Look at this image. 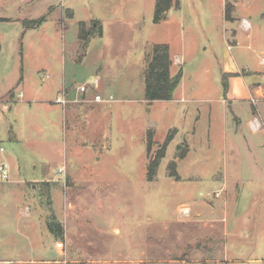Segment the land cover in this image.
<instances>
[{
	"label": "rangeland",
	"instance_id": "obj_1",
	"mask_svg": "<svg viewBox=\"0 0 264 264\" xmlns=\"http://www.w3.org/2000/svg\"><path fill=\"white\" fill-rule=\"evenodd\" d=\"M54 1L56 16L22 33L1 63L0 94L15 77L18 93L0 105V165L11 167L8 181L0 172V264H264V130L249 125L258 117L264 128V77L253 72L264 71V0H175L160 24L157 0ZM230 5L253 30L226 21ZM67 9L71 21L69 11L59 18ZM80 22L87 32L99 23L89 44ZM164 44L183 79L173 100L148 102V56ZM229 62L247 71L232 97ZM57 94L47 106L84 103L49 114L32 101Z\"/></svg>",
	"mask_w": 264,
	"mask_h": 264
},
{
	"label": "crops",
	"instance_id": "obj_2",
	"mask_svg": "<svg viewBox=\"0 0 264 264\" xmlns=\"http://www.w3.org/2000/svg\"><path fill=\"white\" fill-rule=\"evenodd\" d=\"M41 1H44V0H0V45H1L0 68H1V63L3 61V56L7 53L8 46H12L14 48V50H16V49L19 50L20 49V39L23 36L22 33H24L25 34L24 36H26L29 31H32V30L34 31L35 29L40 28L42 26V24L47 20V18L49 19L50 16H53V15L56 16L55 13H56L57 10L55 9V7L57 5L56 6L54 5V3H53L54 0H47L46 2H44V4H45V7L48 10H47L46 15L43 16V17L46 18V20L38 27L26 29L25 25H24L25 21L29 22V21H35V20L40 19V18H34L33 17L34 15H31V14H35L36 9L40 8L41 5L44 6V4L40 3ZM119 2H122V4H123V2H125V1L119 0ZM134 3H136V2H134ZM240 5H238V8L235 9V11H233V14H232L233 20L232 21H227L226 17H225V19H226L227 22L238 23V26H239L238 28L244 30V28L241 26V21L243 19H245V18L239 16V14H238ZM26 9L30 10L31 13H26L25 14L24 12H25ZM224 9H225V6H224ZM65 11H69L68 13L70 14L69 18H70V21H71L74 18V12L71 9L60 11L59 18L63 15V12H65ZM121 11H122L121 10V4L117 3V4H115L114 9L112 10V14H114V16H117L118 13H121ZM59 18L58 17H53L52 18V20L55 21L54 23H55V27L57 29H58V27L56 26V22H57V20H59ZM80 24H85L86 25V22H80ZM94 24H95V22H94ZM96 26H97V24H95V28L99 27V25L97 27ZM69 30L70 29H68V31ZM251 30H253L252 23H251V29L249 31H246V32H250ZM66 31L67 30H65L64 32H66ZM64 32L62 31L61 33H64ZM232 36H233L234 41L238 45V36H239V34H238L237 30L233 29ZM250 36H251V38L253 37L252 35H249V37ZM103 37L104 36L102 35L101 38H103ZM237 47H239V46H237ZM230 48L231 47L229 46V49ZM248 48L251 49L252 45H249ZM261 48H264V47H261ZM239 53H241V51ZM177 61H179V60L178 59L175 60L174 65H176ZM259 64L260 65H264V63H262V60H260ZM224 70H225L224 71V79H225V77H229L230 81H233V83H230V84L228 83L229 84L228 85V89L226 90L227 94L226 93L225 94L228 97L235 96L237 88L239 87V83H238L237 80H240L239 77H242L243 75H246L245 72H247V71L246 70L243 71L242 69H238L236 63H234V62L233 63H231V62L227 63V65L224 66ZM248 72H252V71L249 69ZM253 72L258 74V75H260L261 77H264V71L255 69ZM15 80H16V77L8 85V88L5 90V93L0 94V105L1 106H3V105L9 106L13 102L17 101V98L14 99V101L7 100V96L11 92L18 93L17 92V90H18L17 87H14V88L11 89V87L14 86L13 84H14ZM20 80H22V78ZM19 84H20V82L18 83V85ZM252 86H253V89L255 91H258V88L255 89V87L258 86V85L253 84ZM259 88H262V87L260 86ZM59 92H61V91H58V94H59ZM22 94L26 97V95L23 92H22ZM58 94L56 95L54 100L42 99L40 101L39 100H32V101H33V103H38L39 102V104H45L47 109L50 111L49 114H53V113L55 114L56 110H58L59 113H63V114H73V110H74L75 114H76V111H78L77 107L72 106L71 104H82V103H84L83 100H80V99L78 100V98H77L75 100H72L68 105L63 106L62 107L63 108L62 111L59 110L58 108H52V106H50V105L47 106L46 103H48L50 101L54 102L56 100ZM62 105H64V104H62ZM53 107H55V106H53ZM253 115L255 116V114H253ZM256 115L260 116V114H256ZM202 118H203V116L201 114H199V117H198V122L199 123L202 122ZM255 119L258 120V123H255ZM249 125H250V127L252 128V130L255 133H258V132L264 130V128L262 126L263 122H260L258 117H254L253 120L251 119L249 121ZM211 228L214 229L215 227L211 226L210 229ZM63 230H64V227H63Z\"/></svg>",
	"mask_w": 264,
	"mask_h": 264
},
{
	"label": "trees",
	"instance_id": "obj_3",
	"mask_svg": "<svg viewBox=\"0 0 264 264\" xmlns=\"http://www.w3.org/2000/svg\"><path fill=\"white\" fill-rule=\"evenodd\" d=\"M175 0H157L155 8L154 22L160 24L167 20L168 13L174 7ZM176 5V4H175ZM178 5V3H177ZM176 5V6H177ZM226 19L232 21V6L226 7ZM46 20L42 17L35 21L25 22V28L30 29L28 24H35V27L40 26ZM96 23V22H95ZM99 23H97V26ZM85 24L80 25L81 32L79 38L84 41L85 44L90 43V39L93 36L92 30L88 32L84 30ZM98 28V27H97ZM1 51V45H0ZM173 64L171 53L168 45H154L148 56V63L145 70V81H146V92L145 99L148 102L155 101H171L174 99V95L178 87L180 86L183 79V71L180 70L176 75L171 74V66ZM174 136L172 133L169 134L165 143L160 146V149L151 157L147 166V178L149 182H152L157 177V172L160 167L162 160L166 157L167 149L169 144L173 141ZM151 142L149 143V148ZM151 151H149V154ZM172 177H177L175 174ZM56 225V227H55ZM51 233L56 237H62L64 230L61 224L56 222H49Z\"/></svg>",
	"mask_w": 264,
	"mask_h": 264
},
{
	"label": "built area",
	"instance_id": "obj_4",
	"mask_svg": "<svg viewBox=\"0 0 264 264\" xmlns=\"http://www.w3.org/2000/svg\"><path fill=\"white\" fill-rule=\"evenodd\" d=\"M246 31H249L251 29V22L247 19H244L242 21V25H241ZM81 91L83 92H86V87H81ZM96 101H102V98L100 96H97L96 97ZM59 104H66L67 103V100L65 99V95L63 96H60L58 98V101H57ZM256 122H258L257 119H255ZM0 152H4V149L3 148H0ZM10 164L5 161V162H2L1 165H0V172H1V175L3 177V179L5 181H8L9 178H10Z\"/></svg>",
	"mask_w": 264,
	"mask_h": 264
},
{
	"label": "bare ground",
	"instance_id": "obj_5",
	"mask_svg": "<svg viewBox=\"0 0 264 264\" xmlns=\"http://www.w3.org/2000/svg\"><path fill=\"white\" fill-rule=\"evenodd\" d=\"M187 212H188V210H187Z\"/></svg>",
	"mask_w": 264,
	"mask_h": 264
}]
</instances>
